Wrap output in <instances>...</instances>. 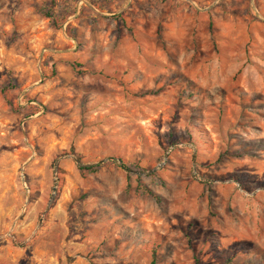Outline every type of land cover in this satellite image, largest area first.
Returning <instances> with one entry per match:
<instances>
[{
	"label": "rangeland",
	"instance_id": "rangeland-1",
	"mask_svg": "<svg viewBox=\"0 0 264 264\" xmlns=\"http://www.w3.org/2000/svg\"><path fill=\"white\" fill-rule=\"evenodd\" d=\"M153 251L264 264V0H0V264Z\"/></svg>",
	"mask_w": 264,
	"mask_h": 264
},
{
	"label": "trees",
	"instance_id": "trees-1",
	"mask_svg": "<svg viewBox=\"0 0 264 264\" xmlns=\"http://www.w3.org/2000/svg\"><path fill=\"white\" fill-rule=\"evenodd\" d=\"M71 152H72L73 155H75L77 157V159H79V157L75 153H73V151H71ZM96 169H97L96 167H85V168L80 167V170L81 171H87V172H95ZM58 173H61V172H58ZM143 191L145 193H147L149 196L155 198V195L150 190L144 188ZM151 256H152L151 264H155V262H156L155 261V259H156V253L153 251L152 254H151Z\"/></svg>",
	"mask_w": 264,
	"mask_h": 264
},
{
	"label": "water",
	"instance_id": "water-1",
	"mask_svg": "<svg viewBox=\"0 0 264 264\" xmlns=\"http://www.w3.org/2000/svg\"><path fill=\"white\" fill-rule=\"evenodd\" d=\"M165 158H166V156H165ZM79 166L82 167V168L89 167V166H82V165H79Z\"/></svg>",
	"mask_w": 264,
	"mask_h": 264
}]
</instances>
